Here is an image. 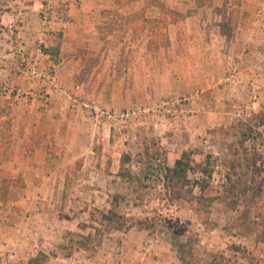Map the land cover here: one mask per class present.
<instances>
[{
  "label": "rangeland",
  "instance_id": "1",
  "mask_svg": "<svg viewBox=\"0 0 264 264\" xmlns=\"http://www.w3.org/2000/svg\"><path fill=\"white\" fill-rule=\"evenodd\" d=\"M0 264H264V0H0Z\"/></svg>",
  "mask_w": 264,
  "mask_h": 264
},
{
  "label": "trees",
  "instance_id": "2",
  "mask_svg": "<svg viewBox=\"0 0 264 264\" xmlns=\"http://www.w3.org/2000/svg\"><path fill=\"white\" fill-rule=\"evenodd\" d=\"M127 1L130 0H121L122 3H125ZM159 6H162L161 2H159ZM119 167L120 169L122 168L121 164ZM195 171L199 172L205 177L210 176L211 168L209 167L207 158H205L203 162H192L188 158V153L182 152L178 158L173 160L171 166L164 167L163 177L169 184L183 186L190 182L188 173H194ZM192 183L197 186L199 192H202L206 185L202 179L192 180ZM199 198V200L204 199L201 195H199ZM207 205H209V203H204L201 208L207 211ZM101 216L105 223L110 225L111 228L121 229L125 225L124 218L112 209H109L105 213H102ZM30 260H34V258H30Z\"/></svg>",
  "mask_w": 264,
  "mask_h": 264
},
{
  "label": "crops",
  "instance_id": "3",
  "mask_svg": "<svg viewBox=\"0 0 264 264\" xmlns=\"http://www.w3.org/2000/svg\"><path fill=\"white\" fill-rule=\"evenodd\" d=\"M216 114V113H215ZM212 115V118L219 124L220 122V119H223V118H221L222 117V114L220 115V113H218V114H216V115ZM206 117V119H208V117L207 116H205ZM211 118V119H212Z\"/></svg>",
  "mask_w": 264,
  "mask_h": 264
}]
</instances>
